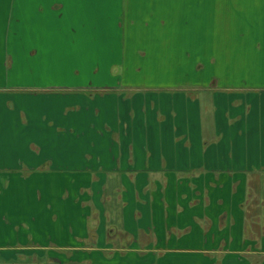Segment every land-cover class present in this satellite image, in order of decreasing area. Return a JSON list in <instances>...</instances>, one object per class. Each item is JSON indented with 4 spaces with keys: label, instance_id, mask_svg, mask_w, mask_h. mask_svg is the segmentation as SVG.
I'll list each match as a JSON object with an SVG mask.
<instances>
[{
    "label": "crops",
    "instance_id": "1",
    "mask_svg": "<svg viewBox=\"0 0 264 264\" xmlns=\"http://www.w3.org/2000/svg\"><path fill=\"white\" fill-rule=\"evenodd\" d=\"M263 6L0 0V81L31 87L9 100L19 124L0 104V263L264 264V105L239 99L234 89L249 86L239 73L168 68L205 48L264 43L251 26L244 40L226 28L205 47L204 26L205 13L264 16ZM15 127L26 137L8 136ZM23 141L35 152L14 172L6 148Z\"/></svg>",
    "mask_w": 264,
    "mask_h": 264
},
{
    "label": "rangeland",
    "instance_id": "2",
    "mask_svg": "<svg viewBox=\"0 0 264 264\" xmlns=\"http://www.w3.org/2000/svg\"><path fill=\"white\" fill-rule=\"evenodd\" d=\"M232 1L233 0H231V2ZM181 3H184V1H182ZM253 3L254 2H252V4ZM207 4L211 5L209 9L217 8V11H221L222 9V5H219V4L214 5L212 1H208ZM248 8H257V7L249 6ZM2 17H7V16H2ZM235 18H230V14L226 16H222V15L219 16L217 14L207 15L205 13V18H204L205 47L207 43L212 44L211 42L212 38H218L219 36L224 37L222 32H225L226 28H230L231 31L237 30V34H231L232 38H236L237 40H244L250 34L246 31V28H249L251 26L254 29L264 27V16L258 15V13H256L253 16L246 17V18L237 17L236 24L232 22V19H235ZM2 19L3 20H0V25L3 24L4 18ZM162 19H163L162 17H158V16L153 17V20L157 22V23L155 22L156 26L164 25V21ZM184 19L185 18H181V20H184ZM190 19L191 18H186L187 21H189ZM133 20L139 21V24H143V21L140 18H135ZM148 23L149 22L146 20V24ZM177 23L180 25V21ZM196 26H197V23L195 22L193 24V27H196ZM240 31L241 33H239ZM187 32H188V29L184 33H182L181 37H184ZM178 35H181V34L179 33ZM188 36L189 35L187 34V37L184 40V43L190 45L192 44V41H191V38ZM263 39H264V36H263ZM252 43H255L256 45H253ZM252 43L249 42L248 40H244L242 42L243 49H237V50L235 48H234L235 50L228 49V48L225 50H222L221 48H215V49L205 48V53L199 57H197V55L195 54V51L193 50L195 55L192 57L193 63L190 66L184 65L185 62L190 63V60L188 59V61L182 60L181 63H179L175 67L173 65H168V68L169 69L175 68L181 71H185L184 68L189 67L190 69H187L188 73L189 72L190 73L205 72V74H209V75L216 73V75H219V76L223 75V77L224 76L229 77L230 74L239 73L238 75H240L241 77H237V81H239L238 84L242 86H244L245 84L249 85L248 87L244 86V87L238 88L237 91L236 89H234L235 92H237L239 99L243 101V99L249 94L252 97V101H249V102H254V106L264 105V80L262 81L257 80L260 77L264 78V61L262 60L264 59V43L261 44V41H257V42L252 41ZM252 46H255L254 48L261 46L262 49H253L251 48ZM248 47H250L251 49H248ZM8 53H10L9 49L3 50V54H5L6 56H8L7 55ZM174 54H175V51L173 50L172 55ZM161 55L162 56L165 55V52L163 50L161 51ZM257 55L262 59H260ZM176 62H177V59H172L171 61H168V64H174ZM9 65H10L9 58L5 59L4 66L9 67ZM160 67L161 65L157 66V69L159 71H160ZM162 69H164V66H162ZM223 77L221 79L224 80L225 78ZM225 82H228V81H219L218 85H223V83ZM24 83L25 82L0 81V104H3V105L5 104L9 108V111L15 112V110H13L12 106L10 105L9 100H11V96L14 95V92H17V93L20 92V94H25L31 91V87L27 88L26 86H24V85H27L29 82H26L25 84ZM215 83L216 81L211 82V84H215ZM21 84L23 85L20 86L19 88L20 91L15 90L16 85H21ZM252 84L255 86H252ZM29 85H32V82H30ZM156 85L157 87L163 88L162 90H164V88H167L170 90L169 87H173L172 84L165 85L164 82H160V84L156 83ZM210 88H213V87L210 86ZM17 106L20 107L22 106V104L19 103V105ZM21 110H24V109L21 108ZM25 118L26 117L24 115V112H22L21 114L20 112L16 111L13 115H9L7 117V123L9 127H11V126H14L15 124H19L20 122L24 121ZM24 131H25L24 128L15 127L9 130L8 136L16 137L17 135L19 137H26V134ZM14 147L15 148L13 150L6 148L10 156L12 155L11 157L12 158L11 165H13L12 170L14 172L16 171L23 172L25 169L22 165V162H20L19 160H22L25 162V156H27L30 153V151L31 152H35V151L32 150V148L30 147V143H28L27 141H23L18 146L14 144ZM13 157H16L17 159ZM19 180H22V179L19 178ZM30 259L21 258L20 260H17V261L20 262L19 264H32L29 262L31 261ZM33 260H35L34 261L35 264H40L39 263L40 260H36V259H33Z\"/></svg>",
    "mask_w": 264,
    "mask_h": 264
},
{
    "label": "trees",
    "instance_id": "3",
    "mask_svg": "<svg viewBox=\"0 0 264 264\" xmlns=\"http://www.w3.org/2000/svg\"><path fill=\"white\" fill-rule=\"evenodd\" d=\"M27 259V258H26ZM30 259V258H28ZM31 261H29L30 263L32 264H35L34 261L32 258L30 259ZM20 262H18L17 260L15 262H1L0 264H19ZM40 264H43L42 261L39 262Z\"/></svg>",
    "mask_w": 264,
    "mask_h": 264
}]
</instances>
